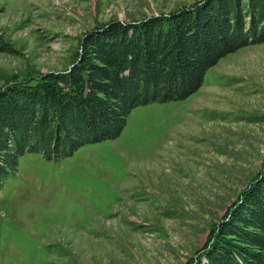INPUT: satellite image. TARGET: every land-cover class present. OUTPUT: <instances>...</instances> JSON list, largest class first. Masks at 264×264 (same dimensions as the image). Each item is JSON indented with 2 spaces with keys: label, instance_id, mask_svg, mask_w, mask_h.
Listing matches in <instances>:
<instances>
[{
  "label": "rangeland",
  "instance_id": "rangeland-1",
  "mask_svg": "<svg viewBox=\"0 0 264 264\" xmlns=\"http://www.w3.org/2000/svg\"><path fill=\"white\" fill-rule=\"evenodd\" d=\"M200 0H0V88L66 70L85 34ZM264 167V43L220 59L187 99L134 109L118 138L0 190V264H184Z\"/></svg>",
  "mask_w": 264,
  "mask_h": 264
},
{
  "label": "trees",
  "instance_id": "trees-1",
  "mask_svg": "<svg viewBox=\"0 0 264 264\" xmlns=\"http://www.w3.org/2000/svg\"><path fill=\"white\" fill-rule=\"evenodd\" d=\"M264 43V0H200L83 36L60 73L0 88V190L26 154L57 162L115 140L129 114L187 99L226 55ZM184 264H264V167Z\"/></svg>",
  "mask_w": 264,
  "mask_h": 264
}]
</instances>
